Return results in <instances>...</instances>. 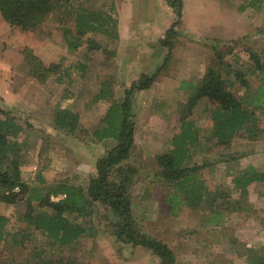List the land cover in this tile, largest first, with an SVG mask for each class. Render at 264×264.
I'll list each match as a JSON object with an SVG mask.
<instances>
[{"label": "rangeland", "instance_id": "374dc122", "mask_svg": "<svg viewBox=\"0 0 264 264\" xmlns=\"http://www.w3.org/2000/svg\"><path fill=\"white\" fill-rule=\"evenodd\" d=\"M74 1L78 3L80 0ZM137 1L136 6L141 8V1L139 0L138 3ZM66 2L67 0L57 2L54 11L45 18L40 28L27 31L18 27L20 34L15 40L19 43V49L15 45L11 47L10 43L7 42H3L0 45L2 48L0 50V70L4 73L12 71L10 77H5L3 84L0 86V92L1 90L3 92V94H0V106L13 111L18 120L26 126H31V123L28 122V113L31 110H37L44 104H48L53 110H58V114H67L68 117H71V120L77 118L78 121V119L83 118V125H81L83 128H77L79 130L76 134H81L79 137L83 141L91 143L94 140V136L91 129L85 126L91 122L95 124L97 120L100 121L98 116L100 117L104 114L102 112H104L106 104V100L96 102V94L106 88L111 90L112 100L115 99V102H122L125 99V90L138 83L141 76L137 79L138 71L136 72L135 68L117 65L112 59L114 51L111 53V51L103 49L105 44L110 43L108 40H114V36H110L111 39H109L103 33L85 32L84 34H75L73 31L74 34H72L70 33L71 30H69L64 34L66 42L59 37L58 33H55L54 40H61L58 50L51 51V46H47L48 50H46L43 47L44 42L47 40L46 36L58 30V22L62 19L61 24H63V17L67 16L65 25L70 24V16L65 15V11L68 10ZM79 5L81 4L79 3ZM170 9L174 14L175 22L177 20L175 8L170 6ZM165 12L166 15L164 16L163 14L162 18L166 22L167 18H169V12L167 10ZM62 14L63 17L59 18L58 21L56 18ZM187 23L189 28L195 29L194 31L197 34L209 35V33H212L211 31L219 32L213 25L204 24L202 26L193 24V21H188ZM50 26L53 27L54 31L50 33L46 31L47 33L44 34L46 30L44 27L48 28ZM210 27H213V30ZM177 29L180 35L174 41L173 50L175 51H173V57L177 56L181 59L180 56L183 54L184 46L189 43L190 38L185 33V29H182V23ZM68 33L70 34L66 35ZM14 35V32H12L9 37L12 39ZM212 40L211 38L202 39L201 42H205L210 46L211 55L203 71H201V75L199 76L197 73L196 77V73H191L189 78L194 81L197 80L195 83L197 86L199 81L205 76L208 68L210 66L216 67L223 78L234 82L232 91L237 95L242 106L258 115L260 120L259 134L249 137L240 132L230 143L220 145L215 137L213 139L212 136H205L203 143L192 149L194 158L191 165L207 164L205 168L200 170L201 176L205 180V197L203 202L196 207L174 197L175 195L182 197V193L175 187L174 181L171 182L162 176V168L155 157L158 148L155 146H142L143 134L142 131H136L137 127L133 150L128 159L123 162V165L125 164L129 170H134V173H131L130 176L127 175L130 178L131 206L133 201L136 203L138 196L144 189L154 187V189H160V191H154L155 198L167 204L166 206L169 209L170 202L168 201L167 203V194L165 193L167 190L168 193L173 195L169 194L170 198H175L178 203H185L181 204L178 213L183 210L185 205L192 208V211L184 216L185 219H196V217L201 216V218H211V226L205 229H209L212 232L215 231L214 234H217L216 230H218L219 234H225L226 237L230 235L236 237V235H240L243 227L246 229L253 228L254 223L250 220L249 214L257 216L264 225V182H254L247 187L237 188L234 181L235 177L240 175L248 166H255L257 169L264 170V111L260 109L256 96V90L261 83V73L255 67V63L253 61L250 62L248 54V49H250L248 46L250 43L249 38L238 41L221 39L225 42H230V44H225L224 42L216 43ZM212 44H216L223 51V62H219L216 58L215 52L212 50V46H214ZM160 45L162 44L160 43ZM26 47L38 48L39 51L44 52L41 55L45 57L42 58L41 55L33 54L37 60L34 59L35 61L32 64L31 58H28L29 53L25 49ZM262 55L264 56V54ZM44 60H47V63H44ZM251 64L253 65L252 68L250 67ZM237 71L244 72L242 73L243 76L250 81L251 85L249 87L242 85L241 81L235 78V72ZM32 73L38 76L31 78L34 75ZM11 88L14 91L12 92V97L8 98L5 95V91H9ZM141 91L143 90H134L132 95V114L134 120L137 117L138 123H143L139 100L140 94H142ZM181 103L183 102H177L176 114L173 113L168 118V124L172 132L180 127L181 115L188 112ZM134 109L136 113L133 112ZM211 109L212 106L208 100L201 98L192 109L190 116V119L197 121L199 124L202 122V127L206 132L212 130L210 129L213 121ZM92 110L97 111V113L94 115ZM80 112L82 113L81 115ZM72 115H75L73 119ZM47 118H50L49 114ZM24 147L23 145L22 151ZM45 150L48 153L44 159H50L51 162H39L40 167H42L39 172L43 173L47 180H62L66 177H69V179L73 177L72 180L77 184H81L85 188L89 186L92 176L76 174L77 168H75L72 156L69 155L68 159L70 161L64 163L61 159L63 157L59 154L60 152L55 153L51 147L45 148ZM57 154H59L58 159ZM232 156L235 158L231 159ZM3 169L5 168L3 167ZM28 172L30 173L31 171L28 170ZM112 178H115L117 182L121 179L120 174L116 172L112 175ZM34 183H37V181H34ZM48 188L37 184L33 187L32 193L17 196L14 204H9L3 199V190L0 189V213H5L11 217H8L9 223L6 226V235L0 239V264H61L70 259L81 261L85 264H113L105 256L106 245H108V240L111 236L114 237L112 244L114 243L116 251L119 250L118 248L121 250L130 247L127 254H132L131 251L136 245L124 243L116 235L121 217L110 206H106L103 203L97 204L92 214L91 222L82 225L81 219L78 220L83 232L70 245H60L41 233H33L30 236L31 240L25 239L22 242L23 246L20 243H15L13 234L18 233L29 225L26 219L28 207H31L34 212L46 213L52 211L48 206H41L38 200L32 199V196L37 193H42L47 198L49 194ZM150 197L152 196H145L144 193V198L150 199ZM131 211L138 230L157 239L162 237L160 229V231L158 229L153 231L149 226L141 223L139 208L136 206L134 208L131 207ZM172 214L170 211V215ZM231 221L235 224L234 227L230 223ZM146 228L147 230H145ZM197 232V229L189 228L185 235H188L190 240H193L194 237L192 235H196ZM184 239L186 240L187 238L184 237ZM167 240H170L171 244H173L176 238H168ZM98 243L103 247L104 255L100 260L96 259L91 262L92 257L95 256ZM176 246H178V249L175 252L181 255L179 264H189V262L202 264L205 261L202 255L194 256L189 252L191 249L189 242L182 240L176 243ZM39 253L42 255L38 256ZM148 256L150 258L149 254ZM150 264H160V258L153 257L150 260Z\"/></svg>", "mask_w": 264, "mask_h": 264}, {"label": "crops", "instance_id": "0c3cea01", "mask_svg": "<svg viewBox=\"0 0 264 264\" xmlns=\"http://www.w3.org/2000/svg\"><path fill=\"white\" fill-rule=\"evenodd\" d=\"M140 1L142 3L141 8L136 6V0H80L78 3L74 0H67L66 7L68 10L65 11V15L70 16V24L65 25L67 16L63 17V14L59 15L56 19L59 21V18L63 17L64 22L61 24V19L58 22V30L46 36L47 40L44 42L43 47L48 50L47 46H51V51L58 50L61 40H54L55 33H58V35H60L59 37L66 42L64 34L69 30H71L70 33L74 34L76 12L79 7L84 6L83 8L92 11L107 12L116 18L117 35L116 37L114 36V40H108L110 43L105 44L103 46L105 48L103 49L111 51V53L114 51L112 54L114 57L112 59L117 65L135 68L136 72L138 71L137 79L144 73L153 75L159 67L163 65L165 57L170 52L168 49L169 47L160 45V43L165 37L166 31L174 22V14L170 6L164 2V0ZM138 2L139 0L137 3ZM79 3L81 5H79ZM166 10L169 12V18H167L165 22L162 16L163 14L164 16L166 15ZM188 21H193V24L202 26L204 24L208 26L213 25L219 32L211 31L212 33H209V35L197 34L194 31L195 29L192 30L189 28ZM181 23L182 29H185V33L190 38V41L184 46L183 54L180 56L181 59L177 56L173 57V51H175L173 50V46L171 59L168 65L161 68L149 88L141 91L142 94H140L139 100L141 103L143 123H138L137 117H135L136 131H142L143 134L141 141L142 146H155L158 148L156 156L168 153L173 148L172 139L179 131V127L172 132L168 124V118L172 116L173 113L176 114V104L178 101H188L196 88L195 83L197 81L191 80L189 78L190 74L196 73L195 76L197 77L198 73L200 76L201 71H203L211 55L210 46L205 42H201L202 39L218 38L238 41L249 38L250 43L248 46L254 51L264 54V0H259L255 5L252 4V0H183V16ZM213 27H210L211 30H213ZM44 28L46 29L44 34L47 33L46 31H48V33L54 31L51 26ZM18 29V27L12 26L9 22L4 20L0 13V45L3 42H7L10 43L11 47L15 45V47L19 49V43L15 40L20 34ZM12 32H14L15 35L11 39L9 36ZM87 33H90V31ZM178 35H180V32L176 34L174 41ZM107 36L111 39L109 35ZM1 49L0 46V50ZM25 49H29L37 56L44 53L39 51L38 48L26 47ZM41 57L44 58L45 56L43 57L41 55ZM44 63H47V60ZM11 72L12 71H10V73H4L0 70V86L3 84V79H5V77H10ZM32 77L35 78L33 75L31 78ZM13 91L14 90L11 88L9 91H5V95L10 98V96L12 97ZM0 94H3L2 90ZM112 99V95L103 99L106 100V104L104 112H102L104 114L100 117L98 116L100 121L97 120V123L94 124L91 122L85 126L91 129L92 134L97 128L102 126L103 117L106 116L109 107L115 102V99ZM103 100H97L96 102ZM207 100L206 98V101ZM92 111L94 115L97 113L95 110ZM133 112L136 113L135 109ZM47 113L50 118H47ZM81 114L80 112V115ZM57 115L58 110H53L51 106L44 104L37 110H31L30 113H28V122L31 123V126L22 124L24 130L20 135L19 141L22 147L23 145L25 147L21 152L19 166L20 180L29 186V191L26 194L32 193L33 187L37 184L47 187L60 183L77 184L72 180L73 177H70V179L66 177L62 180H47L46 176H43V173L39 172V169L42 168L39 162H51L50 159H44L48 153L45 148L51 147L55 153L60 152L59 154L63 157L61 159L64 163L70 161V159H68L69 155L72 156L75 168H77L76 174L95 176L98 159L105 157L108 151L118 144V141L114 138H105L99 141L94 135V140H92L91 143H86L79 137L81 134H76L79 130H77V128H83V126H81L83 125V118L78 119L79 123L77 121L73 130H69L66 129L67 127H61L60 124L56 122L55 118H57ZM195 123L200 128V140L197 145L190 149L191 155L188 163H192V159L194 158L192 149L203 143L204 137H210L213 131V121L210 128L212 130L207 132L202 127V122L199 124L195 121ZM59 154H57V159L59 158ZM28 170L31 172L29 173ZM48 179H50V177H48ZM34 181H37V183H34ZM154 191H160V189H154V187L144 189L138 196L136 203L133 201L131 207L134 208V206H136L139 208L142 224H146V226H149L153 231L154 229L161 230L162 237L160 239L167 242L174 252L178 249L176 243L183 240L189 242L191 246L189 252H191L192 255H202L203 259L205 258L202 264H255L253 261L260 259H263L264 262V225L257 216L255 217L253 214H249L250 220L254 223V226H252L253 228L246 229L243 227L240 235H236L238 238L231 235L226 237L225 234H219L218 230H216L217 234H214L215 231L212 232L209 231V229H205L211 226V218H201V216L196 217V219H185L184 216L191 212L192 208L185 205L183 210L178 213L181 204L185 203H178L175 198H170L169 194L171 195V193H168L166 190L167 203L168 201L170 202L169 209L173 213L170 215V211L166 206L167 204L162 203L160 199L157 200ZM144 193L145 196L151 195L152 197L146 199L144 198ZM62 195L65 194H59L57 196L61 197ZM52 196L55 195L50 196V201L62 199L53 200ZM0 215L10 217L5 213H0ZM230 223L233 224L232 221ZM234 226L235 224H233V227ZM189 228L198 230L196 235H192V237H194L193 240H190V237L185 235ZM145 230H147V228ZM184 237L187 239L185 240ZM168 238H176L175 243L171 244L170 240H167ZM113 240L114 237L111 236L108 240V245H106L105 255L113 264H150V260H152L153 257H158L154 255L152 251L140 245L133 247L131 251L132 254H127L130 247L128 249L123 248L124 250L118 248L119 250L116 251L114 243L112 244V242H114ZM102 250L103 247L98 243L95 256L92 257L91 262L102 258L104 255ZM176 255V264H179L181 255L178 253H176ZM189 264L197 263L189 262Z\"/></svg>", "mask_w": 264, "mask_h": 264}, {"label": "trees", "instance_id": "16d2710c", "mask_svg": "<svg viewBox=\"0 0 264 264\" xmlns=\"http://www.w3.org/2000/svg\"><path fill=\"white\" fill-rule=\"evenodd\" d=\"M60 1L0 0V13L3 19L12 26L33 31L35 28H40L45 18L54 11L56 3ZM258 1L252 0V4L255 5ZM166 2L175 8L177 20L172 23L166 31L165 37L161 40V44L169 47L170 50L163 65L153 75L142 74L138 83L127 88L125 99L122 102H114L109 107L106 116L103 117L102 126L93 132L99 141L105 138H114L118 144L108 151L105 157L98 159L97 173L90 178L87 188L81 184L60 183L49 186L47 198L42 193L34 194L32 199L38 200L41 206H48L52 211L34 212L31 207H28L26 219L29 225L13 234L15 243H20L23 246L22 242L25 239L31 240L30 236L33 233H41L60 245H70L83 232L78 220L81 219L82 225L91 222L97 204L103 203L110 206L121 217L116 230L119 240L147 248L160 258V264H176V252L167 242L138 230L137 223L132 216L130 178L127 176L134 173V170H129L125 164L123 165V162L130 156L136 140V123L132 114L134 90L149 88L161 68L168 65L174 38L178 33L177 27L181 24L183 0H166ZM75 20V34H84L90 31L115 37L117 35V20L107 12H97L79 7ZM212 41L230 44V42L221 39H213ZM212 45H214L212 47L216 58L219 62H223V51L216 44ZM27 50L28 58H31L33 64L34 59H36L34 53L29 49ZM248 54L250 62L253 61L261 73V83L256 90V96L260 109L264 111V56L252 48L248 49ZM252 66L251 64L250 67L252 68ZM242 73L244 72H235V78L241 81L242 85L249 87L250 81ZM32 74L38 76L35 73ZM233 84L234 82L230 79L223 78L216 67L210 66L188 101L181 103L188 112L180 117L179 131L172 139L173 148L168 153L156 156L157 162L162 168V176L171 182L174 181L175 187L182 193V197L180 195L174 197L182 199L194 207L199 206L205 197V180L201 176L200 170L207 166L206 163L194 165L188 163L191 155L190 149L197 145L200 140V128L194 120L190 119L192 109L198 101L201 98H207L212 106L213 131L211 136L213 139L214 137L217 139L219 145L230 143L240 132L249 137L257 136L260 132L258 115L242 106L232 91ZM111 94V90L103 88L96 95V99L103 100ZM74 116L72 115V119ZM55 119L61 127H67L66 129L69 130H73L77 123V118L71 120L67 114H58ZM23 130L24 127L15 113L0 106V189L3 190V199L9 204H14L17 196L25 195L29 191V186L20 180L19 159L22 145L19 138ZM234 158L231 157V159ZM115 172L120 174L119 182L112 178ZM234 181L237 188L247 187L254 182H264V170L257 169L255 166H248L240 175L235 177ZM16 187L19 188V191L14 190ZM59 194L66 196L58 201H50L51 195L57 196ZM8 223L9 218L0 215V239L6 235ZM41 255L39 253L38 256ZM253 262L264 264L263 259ZM61 264L85 263L70 259Z\"/></svg>", "mask_w": 264, "mask_h": 264}, {"label": "built area", "instance_id": "2783aa9c", "mask_svg": "<svg viewBox=\"0 0 264 264\" xmlns=\"http://www.w3.org/2000/svg\"><path fill=\"white\" fill-rule=\"evenodd\" d=\"M14 190H15V191H19V188L16 187ZM63 197H65V195H62L61 197H60V196H52V199H53V200H58V199L63 198Z\"/></svg>", "mask_w": 264, "mask_h": 264}]
</instances>
